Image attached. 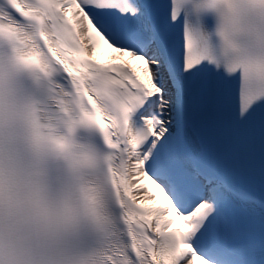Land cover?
Wrapping results in <instances>:
<instances>
[{
	"label": "snow or ice",
	"instance_id": "1",
	"mask_svg": "<svg viewBox=\"0 0 264 264\" xmlns=\"http://www.w3.org/2000/svg\"><path fill=\"white\" fill-rule=\"evenodd\" d=\"M197 261L264 264V0H0V264Z\"/></svg>",
	"mask_w": 264,
	"mask_h": 264
}]
</instances>
